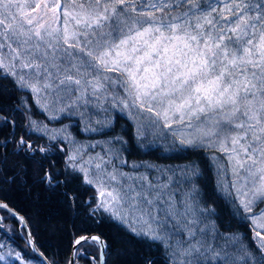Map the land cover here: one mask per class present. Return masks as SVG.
<instances>
[{
	"label": "snow or ice",
	"instance_id": "6c2138e0",
	"mask_svg": "<svg viewBox=\"0 0 264 264\" xmlns=\"http://www.w3.org/2000/svg\"><path fill=\"white\" fill-rule=\"evenodd\" d=\"M0 80L27 92L49 122L78 117L82 131L105 137L81 143L69 125L31 119L28 98L19 97L12 111L25 116V133L16 135L17 121L0 116L13 129L0 142L4 183L17 184L27 171L19 160L10 166L9 156L39 155L46 191L69 176L94 187L89 217L162 249L164 264H264V0H0ZM116 113L133 121L140 147L207 154L214 203L249 228L252 244L203 199L207 166H129ZM36 133L44 144L31 139ZM55 152L63 154L62 170L50 158ZM19 223L29 229L23 217ZM27 235L40 264H58ZM89 244L98 248L92 262L107 264L109 245L99 235L76 236L65 264L88 259ZM0 261L32 264L12 248L0 251Z\"/></svg>",
	"mask_w": 264,
	"mask_h": 264
},
{
	"label": "trees",
	"instance_id": "16d2710c",
	"mask_svg": "<svg viewBox=\"0 0 264 264\" xmlns=\"http://www.w3.org/2000/svg\"><path fill=\"white\" fill-rule=\"evenodd\" d=\"M19 97L28 98V103L31 106L29 109L31 119L33 117H42L27 92L17 91L13 87L11 80H0V116H7L17 121L16 135L25 133L26 124L25 116L20 111H12L13 105H17L20 102ZM76 126L80 128L79 124H76ZM115 127L118 131L123 128L127 132L125 140L128 142L129 153L144 157L141 147L137 145L132 136L131 124L127 118L125 116L117 117ZM12 131L11 126L0 122V142L6 136H9ZM31 139L36 144L45 143V140L39 138L38 133L31 134ZM206 155L202 152L193 153L186 151L172 153L169 158L173 162L196 160L202 170H205L207 166V171L200 185L203 199L209 205H213L218 211H221L224 223H231L232 230L239 231L246 238H249L247 235L248 227L238 221H230L227 210L222 209L220 203H214L218 201V196L214 190V170L211 168L210 162L207 161ZM50 158L55 161V170L63 169L64 158L61 152H55L54 155L50 153ZM14 160H19L27 171L20 174V180L17 184L4 183L3 180H0V200L5 201L13 209L15 208L27 219L33 236H35L37 247L40 248L46 258L56 260L58 264H65V261L71 256L73 250L72 241L75 237L96 233L109 245L107 264H144L147 258L154 260L155 264H164L165 254L162 249L158 250L155 246L149 248L147 243L136 239L115 223L93 220L89 217L88 201L90 197L96 195L94 187H89L82 183L80 179L69 176L70 182L67 185H61L55 192L46 191L45 186L39 182L38 170L41 161L39 155L36 160L27 162L22 158L9 156L10 166ZM44 166L48 167L47 161L44 162ZM65 192L68 193L69 197H74L75 201L70 203L68 197L64 195ZM0 213L3 218V230H0V232L4 235L7 229L4 226V223L8 221H5L7 216L9 215L10 219L12 218L13 221H11L13 223H19V220L17 217L13 218L8 210L0 209ZM237 225L239 228L236 227ZM23 230L25 233L26 230ZM6 236L8 237L7 234ZM27 238L28 236L26 238L24 235L22 236L23 241L26 240L27 242ZM11 241H14V239H11ZM18 245L19 247L21 246L20 243ZM83 247L87 249L88 259L77 257L76 264H90L92 258L98 255V248L95 245L89 244ZM28 250L26 253L28 252L32 258L40 261V258H37L31 249Z\"/></svg>",
	"mask_w": 264,
	"mask_h": 264
},
{
	"label": "rangeland",
	"instance_id": "374dc122",
	"mask_svg": "<svg viewBox=\"0 0 264 264\" xmlns=\"http://www.w3.org/2000/svg\"><path fill=\"white\" fill-rule=\"evenodd\" d=\"M40 111V110H39ZM42 117H33L32 119L36 120V121H42L45 124L48 125L49 128H53V129H57L62 127L63 125H69V131L72 133V135L81 143L84 144H88V143H95L97 141H103L105 139L104 136L100 135V134H94V133H88V132H84L81 129L83 128V124H81L79 122L78 117H72L71 119L65 118L63 116H61L58 120L56 121H51L49 122V120L47 119V115L46 113H41ZM120 116H125L127 118L126 115H121L119 113H116V118L120 117ZM72 120H74V122H72ZM127 120L130 122L131 124V128H132V132H133V121H130L128 118ZM76 124L80 125V128L78 126H76ZM118 131V130H117ZM161 143H163L161 141ZM127 147V145H126ZM128 148V147H127ZM142 153L144 154L143 156H139V155H132L129 153V151H126L124 153V158L128 161L129 166H131V164L133 163H140V162H147L149 164H155V165H159V166H167V165H175V164H184L186 162H182V161H178V162H173L170 160V156L172 153H176V152H172V151H167L165 149H161V148H157L154 150H148L146 148L141 147ZM101 149L99 147L95 148L93 150L94 152H100ZM207 161H209V157L208 155H206ZM211 166V165H210ZM213 169V168H212ZM125 171H128L129 168H125ZM214 170V169H213ZM8 220V221H7ZM12 218L10 219V216L8 215L6 220V223H4V226L7 227L6 234L8 235V237L6 236V234L3 235V233L0 232V243H6L7 247L4 249H0V251H7L8 248H12L14 250H22L24 253V257L25 260H30L32 262V264H40V261H37L35 258H32L30 256V254L26 251H29L28 249H31L30 247L26 246V240L23 241L22 236L24 235V237L26 238V234L27 232L24 233V230L19 226V223H13ZM237 228L238 225L236 226ZM248 233V237L246 242L249 244H252V236L253 233L251 231H249V228L247 229ZM14 241H11V239ZM28 240V238H27ZM21 244V246L19 247L18 243ZM22 247V248H21ZM12 258H9V261H11ZM0 264H5V262L0 261Z\"/></svg>",
	"mask_w": 264,
	"mask_h": 264
},
{
	"label": "water",
	"instance_id": "95a60500",
	"mask_svg": "<svg viewBox=\"0 0 264 264\" xmlns=\"http://www.w3.org/2000/svg\"><path fill=\"white\" fill-rule=\"evenodd\" d=\"M0 204H7L5 201H1L0 200ZM8 205V211L9 212H15L17 215H16V217L18 218V220H19V217H23L26 221H27V219L23 216V215H21L15 208L13 209L9 204H7ZM0 218H2V216H1V213H0ZM27 223H28V221H27ZM29 225V224H28ZM26 230V232H28L29 230H30V232H31V234H32V236H33V233H32V229H31V226L29 225V229H25ZM93 235H99V234H96V233H94ZM28 236V235H27ZM100 236V235H99ZM34 238H35V236H33ZM102 238V237H101ZM28 239H29V236H28ZM103 239V238H102ZM104 240V239H103ZM34 247L36 248V249H38V251L39 252H42L41 250H40V248L39 247H37V243H36V239H35V244H34ZM32 249V248H31ZM32 251H33V249H32ZM73 251V250H72ZM34 252V251H33ZM34 254L37 256V257H39L38 255H37V253L36 252H34ZM45 256V255H44ZM46 257V256H45ZM40 258V257H39ZM48 259V258H47ZM49 260V259H48Z\"/></svg>",
	"mask_w": 264,
	"mask_h": 264
},
{
	"label": "bare ground",
	"instance_id": "6f19581e",
	"mask_svg": "<svg viewBox=\"0 0 264 264\" xmlns=\"http://www.w3.org/2000/svg\"><path fill=\"white\" fill-rule=\"evenodd\" d=\"M31 248V247H30ZM32 250V249H31ZM34 253V252H33ZM37 258H39V257H37Z\"/></svg>",
	"mask_w": 264,
	"mask_h": 264
}]
</instances>
